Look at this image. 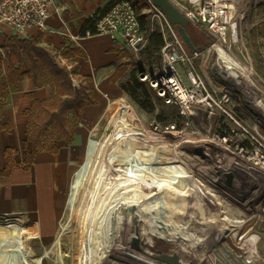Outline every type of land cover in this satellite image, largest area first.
Returning a JSON list of instances; mask_svg holds the SVG:
<instances>
[{
  "label": "rangeland",
  "instance_id": "374dc122",
  "mask_svg": "<svg viewBox=\"0 0 264 264\" xmlns=\"http://www.w3.org/2000/svg\"><path fill=\"white\" fill-rule=\"evenodd\" d=\"M168 1L173 4L183 3L182 0ZM230 1H234L245 12L238 27V42L227 49L232 59L240 65V69H243L242 72L239 69H227L224 64L218 63L216 52L211 50L208 53L211 41L193 26H187L180 19H176L173 24L178 32L182 27L197 47L201 48L197 51L200 55L193 63L204 89L210 95V105L194 107L186 115L179 112L181 117L176 114L169 121L159 123L155 119L157 109L154 113L142 112L126 96L124 101L134 110V117L124 128L126 139L142 148L141 153L135 155L129 149L120 148V152L113 149L118 141L113 136L116 100L109 101L99 118L89 126L81 159L71 173L69 184L61 196L55 236L49 241L35 239L27 231L20 216H0V224L5 225L12 218L14 223L24 225L26 249L34 258H42V264H60V253L55 247V240L63 220L68 225L63 254L70 259L71 264H78L84 221L78 214L81 203L71 207L68 192L72 176L84 161L91 141L105 144V161L119 157L125 161L126 165L120 167L119 171L130 176L133 174L130 164L140 162L144 165L141 172L136 174L141 175L142 180L146 183L159 180L164 182V191L156 190L149 194L151 202L164 199L170 205L156 209V213L152 215L155 219L162 220L168 211H177V204L174 202L176 197L185 202L197 198L203 205L210 206V210L219 213L214 223L199 219L189 220L191 226L194 225L198 234L200 233L201 241H205L203 247L197 248L188 239V232L164 231L159 227L147 231L149 227L145 225L144 218L137 215L141 210L137 205L116 201L102 236L104 247L101 245L99 249L105 251L98 254L105 255L108 251L114 254L117 241H122L124 248L136 250L142 240L153 243L156 236L160 237L164 233L176 251L173 254H161L160 251L151 253V260L165 264H192L189 258L199 253L204 261L197 260V264H250L244 246H251L253 251L258 249L261 263L264 264V164L259 159L258 165L254 157L256 152L259 153V158L264 154V67L255 58V48L252 47L250 36V32L264 22V9L263 15L258 16V9L264 6V0ZM139 2L141 5L142 2ZM258 51L264 54V46L259 47ZM157 68L146 73L152 75ZM180 77L186 86L190 85L186 69L181 70ZM72 125L76 124L72 121ZM174 138L186 139L187 142L175 147L165 144H172ZM150 152L172 154L177 159L172 164H160L163 162L156 161L154 155L147 157ZM207 155L213 157L214 161L207 159ZM168 167H176L178 173L171 172ZM111 181L112 178L107 182L110 184ZM128 183H133V180ZM90 203L91 201L84 202V208L89 207ZM195 208L200 212L204 211L202 206ZM220 220L224 221L225 229L218 225ZM10 262V258L0 257V264Z\"/></svg>",
  "mask_w": 264,
  "mask_h": 264
},
{
  "label": "crops",
  "instance_id": "0c3cea01",
  "mask_svg": "<svg viewBox=\"0 0 264 264\" xmlns=\"http://www.w3.org/2000/svg\"><path fill=\"white\" fill-rule=\"evenodd\" d=\"M112 0H57L55 10L47 21V31L30 30L23 36L14 34L8 27L0 26V50L5 40L16 36L35 40L42 48L52 52L58 62L68 69L78 66L75 80L91 87L94 105L85 106L81 119L74 126V142L55 141L56 153L39 151L28 170L23 169L27 119L24 112L31 106L25 97L33 93L39 100H48L52 95L50 84L35 88L33 81L24 77L17 82L16 90L8 97V105L0 117V123L9 126V131L0 128V169L5 167V150H15L14 161L18 164L5 181L0 178V216L18 215L26 224L27 231L36 239L51 240L57 232L61 196L69 184L71 173L82 156V149L95 122L108 106L109 101L124 100L126 94L120 88L130 67L128 57L119 43L108 36L81 35L86 19L103 9ZM78 49L83 56L63 58L65 50ZM0 54L1 58H4ZM27 70V66L23 67ZM72 123V114L68 115Z\"/></svg>",
  "mask_w": 264,
  "mask_h": 264
},
{
  "label": "bare ground",
  "instance_id": "6f19581e",
  "mask_svg": "<svg viewBox=\"0 0 264 264\" xmlns=\"http://www.w3.org/2000/svg\"><path fill=\"white\" fill-rule=\"evenodd\" d=\"M219 62H222L227 69H239V72L243 71L242 68L240 69L238 63L225 56L222 51H219ZM234 77L236 78V76ZM259 103L262 104L261 102ZM133 117L134 110L128 106L124 100H117L116 113L113 118V123L115 125L113 136L114 139L118 141L116 142L117 146L115 145V148L113 149L117 151L120 148L129 149L133 154L138 155L141 153L142 148L139 144L128 141L124 132L125 126ZM111 142L114 143V140ZM185 142H187L186 139L179 140L174 138L173 142H171L172 144H165L167 146L175 147L180 146V144ZM105 147V144L96 141L90 142L85 154V159L73 174L69 186V205L73 207L75 204L81 203L78 214L81 216H79L81 220L84 221V225L82 224L83 232L80 237L82 247L78 264H100L102 262L103 264L105 262L106 264H165L151 260V253L160 251L161 254H173L174 250L176 251L175 247L171 246L170 240L166 238V235H163V233L160 237L156 236V239H153L155 240V245L154 242L144 241L142 238L140 239L142 240L140 247L133 250L124 248L123 242L117 241L115 243L117 246H115L116 250L113 252L114 254L109 251L107 252L109 255H107V253L105 255L98 254L100 251L102 253L105 251L99 249L101 248V245L104 247L105 241L102 240V236L103 233L105 234L106 224H108L107 220L116 201L130 203L134 206L137 205L139 210L141 209L139 213L137 212V215L140 216V218H144L145 225L149 227V229L146 228L147 231L159 227L164 229V231L177 230L188 232V239L194 243L195 247H203L205 241H201L199 238L200 233L198 234L193 223V226H191L189 220L199 219L214 223L216 221V216H219V213L210 210V206L203 205L202 201L197 198L185 202L181 198L176 197L174 202L177 204V211H168V214L162 220L155 219L152 215L156 213V209L159 210L161 207H168L170 205L165 202L164 199L151 202L149 194L156 192V190L159 192L164 191V182H159L161 181L159 180L157 182L151 181L146 183V181L142 180L141 175L136 174L141 172V167L144 165L140 162L130 164L132 167L130 169L133 172L130 176L119 171L118 169L120 167L126 165L125 161L119 159L120 157L114 158L112 161H105L106 156H103ZM110 151H112V149ZM120 151L121 150H119V152ZM152 155L157 158L155 159L156 161H162L163 163L160 164L164 165L175 163L177 159L172 154L162 155L156 152H150L147 157H153ZM207 156L209 157L207 159L214 161L213 157L210 155ZM135 157L137 158L138 156ZM168 169L171 172L178 173L176 167H168ZM110 178H112V181L109 184L107 181ZM130 180H133V183H128ZM86 201H91V203L89 207L84 208V202L86 203ZM100 203L102 204L100 205ZM195 206H202L204 211L200 212ZM14 221L17 222L19 220L14 219ZM215 224L217 225V223ZM60 225L61 228L55 240V247L60 253V264H71L70 259L63 254L65 248L63 242L68 231V225L64 220L61 221ZM218 225L222 227V229H225V223L223 220L218 222ZM25 232L26 229L24 225L18 222L14 223L12 218L8 219L5 225L0 224V257L10 258V264H42V258H34L32 254L27 251L26 243L23 238ZM163 236H165V238ZM244 248L247 252V258L250 260V264H262V258L258 249L253 251L251 246H244ZM96 254L99 256H96ZM189 260L192 264H197V260L203 262L204 257L198 253L192 255Z\"/></svg>",
  "mask_w": 264,
  "mask_h": 264
},
{
  "label": "trees",
  "instance_id": "16d2710c",
  "mask_svg": "<svg viewBox=\"0 0 264 264\" xmlns=\"http://www.w3.org/2000/svg\"><path fill=\"white\" fill-rule=\"evenodd\" d=\"M119 0L110 1L103 9L97 10L91 17L86 19L81 27V35L85 36L87 31L95 32V20L106 13V11ZM264 6L258 9V16H262ZM149 24V22H148ZM187 30V29H186ZM196 51L200 50L188 34ZM252 47L255 58L264 67V54L258 51L264 46V22H261L250 32ZM163 38L157 28L151 33L147 46L139 58H136L130 51L123 48L128 57L127 65L130 67L128 74L124 77L119 86L129 100L142 112L154 113L159 123H165L171 116L181 117L178 107L166 103L165 99L159 97L146 82L141 81L140 72L151 71L161 64L160 50L163 46ZM202 44H200L201 46ZM1 49L4 51V58L0 57V117L8 105V97L17 88V82L24 77L33 81L35 88H41L50 84L52 95L48 100L39 101L33 93L25 97L31 101V106L24 112L27 119L25 155L23 169L28 170L34 162L39 151L56 153L55 141L63 140L71 145L74 142V126L70 123L69 113L72 120L77 123L85 106L94 105L92 100V89L88 83L83 81L78 88L73 85L75 76L78 75V66L74 65L68 69L66 65L58 62L52 52L38 45L35 40L20 39L12 36L5 40ZM63 58L83 56L78 49L65 50L61 53ZM27 66V70L23 67ZM0 128L9 131L8 125L0 123ZM15 150H5V167L0 169V178L6 180L17 167L14 161Z\"/></svg>",
  "mask_w": 264,
  "mask_h": 264
},
{
  "label": "built area",
  "instance_id": "2783aa9c",
  "mask_svg": "<svg viewBox=\"0 0 264 264\" xmlns=\"http://www.w3.org/2000/svg\"><path fill=\"white\" fill-rule=\"evenodd\" d=\"M142 4L140 5V2ZM119 0L105 14L95 20V32L87 31L85 36L104 35L119 43L138 58L145 50L149 37L157 28L163 38L160 50L161 64L154 74H146V82L166 103L178 107L181 115L192 108L210 105V95L203 87L193 60L200 53L191 51L171 21L151 0ZM171 3L186 21L200 34L211 41L210 49L219 51L232 59L227 49L238 42V27L245 16L234 1L230 0H182ZM57 0H0V26L8 27L14 34L23 36L30 30L47 31L51 11L59 12ZM149 22V24H148ZM0 54L3 55L2 50ZM223 64L222 62H220ZM186 69L190 85L186 86L180 72ZM75 87L78 86L73 81ZM257 164H264V154L255 156Z\"/></svg>",
  "mask_w": 264,
  "mask_h": 264
},
{
  "label": "water",
  "instance_id": "95a60500",
  "mask_svg": "<svg viewBox=\"0 0 264 264\" xmlns=\"http://www.w3.org/2000/svg\"><path fill=\"white\" fill-rule=\"evenodd\" d=\"M153 4L158 7L165 16L171 21L172 24L175 23L176 19L182 20L185 24L186 21L183 19V17L177 12V10L172 6L170 1L168 0H151ZM179 33L184 40L185 44L191 51H195V47L193 46L189 36L186 34L185 30L181 27L179 29ZM140 78L146 79V74L141 71L140 72Z\"/></svg>",
  "mask_w": 264,
  "mask_h": 264
}]
</instances>
